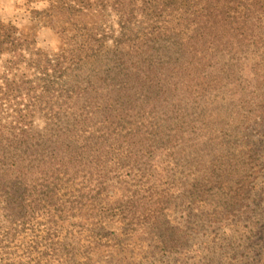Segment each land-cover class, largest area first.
Segmentation results:
<instances>
[{
	"label": "trees",
	"instance_id": "1",
	"mask_svg": "<svg viewBox=\"0 0 264 264\" xmlns=\"http://www.w3.org/2000/svg\"><path fill=\"white\" fill-rule=\"evenodd\" d=\"M36 2L32 27L0 18V58L22 75L13 91L46 104L51 122L46 134L0 135V264H137L144 237L158 240L154 254L172 251L166 168L189 170L195 200L232 191L216 177L213 123L260 105H215L203 85H264V0ZM42 27L67 46L39 47Z\"/></svg>",
	"mask_w": 264,
	"mask_h": 264
},
{
	"label": "rangeland",
	"instance_id": "2",
	"mask_svg": "<svg viewBox=\"0 0 264 264\" xmlns=\"http://www.w3.org/2000/svg\"><path fill=\"white\" fill-rule=\"evenodd\" d=\"M36 1L23 0L20 11L0 18L6 22L14 20L23 29L32 27V9L43 8ZM36 40L39 47L51 55L67 46L65 35L56 28H39ZM250 59L255 58L250 56ZM21 80L20 70L7 73L5 60L0 58V135L14 138L28 130L46 134L51 124L48 107L14 92L16 83ZM205 87L208 88L206 101L210 99L215 105L229 102L232 96L238 104L243 101L260 105L245 121L213 123L214 129H221L217 136L221 146L216 150L221 158V171L216 177L222 187L229 183L230 194L240 193L241 188L244 191L236 200L229 198L226 188L215 190L204 201L195 200L188 192L189 170H180L174 165L166 168L162 162L159 168H166L168 175L174 178L175 203L167 219L176 228L173 236L176 245L172 246V251L158 246L154 254L158 240L154 238L150 242L149 237H144L143 243L134 250L133 263L264 264V85H203ZM85 101L87 98L83 97L81 104ZM233 110L236 109L233 107ZM216 151L209 148V162H215ZM159 160H164L161 155ZM37 201V194H29L27 208ZM3 216L0 211V221ZM179 236L184 240H178ZM147 253L151 258L144 257Z\"/></svg>",
	"mask_w": 264,
	"mask_h": 264
},
{
	"label": "crops",
	"instance_id": "3",
	"mask_svg": "<svg viewBox=\"0 0 264 264\" xmlns=\"http://www.w3.org/2000/svg\"><path fill=\"white\" fill-rule=\"evenodd\" d=\"M23 0H0V17L5 16V14H13L20 11V3ZM11 15V16H13Z\"/></svg>",
	"mask_w": 264,
	"mask_h": 264
}]
</instances>
